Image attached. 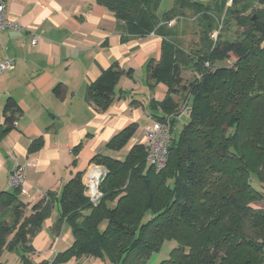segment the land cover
<instances>
[{
    "label": "trees",
    "instance_id": "obj_1",
    "mask_svg": "<svg viewBox=\"0 0 264 264\" xmlns=\"http://www.w3.org/2000/svg\"><path fill=\"white\" fill-rule=\"evenodd\" d=\"M228 1L216 3L217 16L202 3L181 0L161 17L162 0H97L124 24L129 37L162 38L160 60L146 64L149 78L167 87L162 100L150 103L153 122L170 117L173 131L180 115L187 114L189 121L170 136L168 159L160 171L148 162L144 144L131 145L138 124L114 135L107 148L119 157L97 155L90 161L107 171L96 204L86 195L82 171L59 195L49 191L29 208L19 189L0 187V257L16 252L22 264H32V241L57 205L54 229L67 224L73 242L40 264L82 258L148 264L166 241L177 247L159 264H264V0L248 16L249 3L239 7L233 0L237 5L231 9ZM187 3L196 5L206 20L200 43L189 51L176 43L177 26H168ZM236 12L243 14L238 20L244 29L241 38L219 33L212 39L215 21ZM226 61L230 65L220 64ZM185 72L193 74L188 84ZM124 73L112 64L91 84L90 99L98 110L114 103ZM126 73L132 76L133 70ZM54 92L60 95L62 85ZM3 114L0 136L15 128L22 109L9 98ZM40 145L39 140L31 148ZM76 162L74 158L72 164Z\"/></svg>",
    "mask_w": 264,
    "mask_h": 264
},
{
    "label": "crops",
    "instance_id": "obj_2",
    "mask_svg": "<svg viewBox=\"0 0 264 264\" xmlns=\"http://www.w3.org/2000/svg\"><path fill=\"white\" fill-rule=\"evenodd\" d=\"M5 3V16L13 25L0 36V56L12 60L15 67L0 76V126L9 98L18 103L22 114L13 130L0 136V187L12 191L9 175L15 164L23 166L29 195L21 192L20 199L29 208L49 191L59 195L77 172L85 177L94 167L92 158L113 152L108 142L130 124H138L131 145L144 144L145 131L153 123L150 103L162 100L167 92L146 70L150 59L160 60L162 38L129 37L124 24L97 0ZM174 22L168 26H177ZM34 38L38 41L32 45ZM112 64L125 73L116 87V100L101 111L91 102L90 86ZM130 69L132 76L126 73ZM144 69L146 80L139 83L137 75ZM58 85H62L60 95L54 92ZM39 140L41 145L32 149ZM57 219L58 211L43 222L33 239L32 264L50 262L71 246L69 226L63 224L56 231ZM90 259H72L69 264Z\"/></svg>",
    "mask_w": 264,
    "mask_h": 264
},
{
    "label": "rangeland",
    "instance_id": "obj_3",
    "mask_svg": "<svg viewBox=\"0 0 264 264\" xmlns=\"http://www.w3.org/2000/svg\"><path fill=\"white\" fill-rule=\"evenodd\" d=\"M175 1L176 0H162V4H161L160 9H159V15L162 17L166 12H168L173 7H175L174 6ZM180 1L181 0H179V2ZM188 1L189 2H198V3L204 4V8L205 7L208 9L211 8L210 11H211V14L213 15V14H215V8H216L215 5H216V3L219 4L220 0H188ZM238 2H239V5H237V4L233 5V0H229L227 3V7H230L231 9H235L236 5L240 7L242 5L249 3L251 5V7L244 14L245 16H248L250 14H252V15L255 14V12L257 10H259V8H260V0H238ZM178 5H179V3L176 4V7H178ZM182 8H184L182 11L183 13H181V15L179 16V19L175 20V22H174V26H175V23L177 22V24H178L177 28L179 31V33H178L179 36L176 39V43H178L181 46V48H183L184 50L189 51L191 49H194L197 46V44L200 43V37H201L200 33L202 32L203 24H206V20L204 21L201 18V16H199V13H198L199 9L197 8L196 5H189L187 3V5L185 7H182ZM208 9H205V10H208ZM179 12H181V11H179ZM215 15L217 16V14H215ZM241 16H243V14H240L237 12L232 14V15H228V16L222 15L221 18H218L214 23V27L216 30L213 31L211 38L216 39L218 37L219 33L222 34V36L224 38H228L231 40H236V39L241 38V34L244 31L242 26L239 25L240 23H238L239 17H241ZM220 64L230 65V62L226 61V62H223ZM137 79H138L139 83H142L143 81L146 80L145 69L143 70L142 73L141 72L138 73ZM184 79H185L186 84L190 83L193 80V74L191 72H185L184 73ZM142 97H143V95L141 96V94H140L139 98L144 99L143 101L146 102V98H142ZM159 99H161V96L159 97ZM178 110H180L179 112L181 114L185 111L184 104L181 101H180ZM157 112L159 114L162 113L160 110H158ZM188 121H189V116L187 114L180 115L178 117V119L176 120L174 130L171 131V136H175V135L179 134L181 129L183 128V125L188 123ZM108 153H109L108 155H110L111 157H115V158L119 157V155H120L116 152H108ZM94 168L99 169V170L95 171V176H98L97 173H99V174L102 173V175H100L98 177V181L96 183L97 186H99L100 182L102 181L103 177L106 175L107 171L102 166L94 165L93 169ZM93 169H92V171H93ZM88 175H89V173H86L84 179ZM89 188L86 187V193L89 192L88 191ZM96 189H97V191L100 192L99 187H97ZM101 198L102 197H100L99 199H101ZM53 212L55 214H57V205L55 206ZM44 224L45 223H43V225ZM57 243L55 245V248H57L59 245ZM62 245H64V244H62ZM175 247H177V243L175 241H166L163 244L161 250L158 253H155L152 255L148 264H159L161 261L168 259L171 251ZM30 257H31V255H30ZM0 263H2V264H20L19 263V255L16 252L5 251L2 254V256L0 257ZM85 264H109V263L105 262V261H101V260L91 258Z\"/></svg>",
    "mask_w": 264,
    "mask_h": 264
},
{
    "label": "built area",
    "instance_id": "obj_4",
    "mask_svg": "<svg viewBox=\"0 0 264 264\" xmlns=\"http://www.w3.org/2000/svg\"><path fill=\"white\" fill-rule=\"evenodd\" d=\"M6 3L5 0H0V36L1 34L13 24L6 18ZM38 39L34 38L32 40V45L37 43ZM14 62L10 59H3L0 56V76L4 74L8 70L14 69ZM171 123L170 117H167L164 121H154L149 127H147L145 131V149L147 151V159L148 162L153 165L157 171L162 170L166 166V162L168 159V151L167 144L170 140L171 136ZM95 170H99L94 168L91 170L89 175L85 178L84 184L89 188V192L86 195L90 198V200L96 204L100 197H102V193L97 191V181L98 176H95ZM92 172V173H91ZM9 183L13 188H17L25 195H29V190L27 188L25 182V174L24 167L15 164L10 175H9ZM96 185V186H95Z\"/></svg>",
    "mask_w": 264,
    "mask_h": 264
},
{
    "label": "bare ground",
    "instance_id": "obj_5",
    "mask_svg": "<svg viewBox=\"0 0 264 264\" xmlns=\"http://www.w3.org/2000/svg\"><path fill=\"white\" fill-rule=\"evenodd\" d=\"M95 171H96V170H95ZM95 171H94V172H95ZM97 174H99V173H97ZM97 174H96V175H97Z\"/></svg>",
    "mask_w": 264,
    "mask_h": 264
}]
</instances>
